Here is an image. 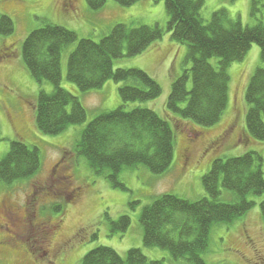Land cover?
Masks as SVG:
<instances>
[{
	"label": "trees",
	"instance_id": "obj_1",
	"mask_svg": "<svg viewBox=\"0 0 264 264\" xmlns=\"http://www.w3.org/2000/svg\"><path fill=\"white\" fill-rule=\"evenodd\" d=\"M86 1L96 11L109 0ZM115 1L128 7L141 0ZM164 1L168 15L165 28L158 22L118 23L95 41L79 39L75 31L44 21L26 36L22 45V58L32 77L39 83L47 80L53 85L51 92L40 90L35 105L36 127L46 135L61 134L69 126L87 121V110L79 97L61 86L62 52L69 45L77 44L68 58L67 78L80 91L99 90L109 80L122 83L121 104L114 110L101 111L91 120L75 146L76 153L113 188L127 190L120 174L128 167L144 165L154 174L166 173L173 163L176 137L168 118L200 127L215 125L229 104L231 64L243 61L253 44L260 47L264 62L263 21L244 25L241 18H232L227 8H220L205 22L202 11L206 0ZM250 8L251 17L258 20L264 0H251ZM14 31L13 19L0 14V38ZM166 32L171 33L173 41L187 46L186 62L192 64L172 84L166 103L169 117L141 105L162 95V87L154 77L140 68H114L115 60L143 53ZM212 58L219 59L218 67L211 64ZM245 97L249 105L247 132L252 138L264 141V67L255 70ZM262 163L263 156L258 151L219 158L202 178L206 195L200 199L191 200L169 192L156 195L139 218L144 245L168 250L173 264H211L205 256L211 252L212 228L242 218L257 203L255 198L264 194ZM41 167L40 148L14 140L0 160V185L32 179ZM224 191L232 197H223ZM61 205L52 209L60 212ZM108 210L103 217L110 232L127 231L131 217L124 214L115 220ZM260 213L264 218V199L260 201ZM79 264L167 263L166 259H150L141 248H130L124 257L115 249L100 245L89 251Z\"/></svg>",
	"mask_w": 264,
	"mask_h": 264
},
{
	"label": "rangeland",
	"instance_id": "obj_2",
	"mask_svg": "<svg viewBox=\"0 0 264 264\" xmlns=\"http://www.w3.org/2000/svg\"><path fill=\"white\" fill-rule=\"evenodd\" d=\"M220 8H227L231 17L241 18L244 25L264 22V8L256 20L251 17V8L246 9L243 0L237 3L206 0L202 11L205 22ZM247 13L248 19H245ZM0 14L10 16L15 23L13 34L0 38V160L9 152L14 140L37 145L42 155L41 170L34 178L0 185V211L9 218L14 217L12 209L21 215L20 220L14 219L16 227H8L0 213V248L6 246L5 251H0V264H79L89 251L100 245L111 247L124 257L130 248H141L150 259H166L167 264H173L168 250L144 245L139 219L143 208L156 195L164 192L191 200L205 196L202 178L211 169L213 161L219 158L258 151L263 156L264 172V141L249 136L246 126L249 108L245 97L247 86L255 70L264 67L257 44L252 45L243 61L235 62L228 68L231 78L229 104L221 120L201 129L190 122L168 118L176 136L171 168L159 175L144 165L125 168L120 174V180L127 187L123 190L111 187L75 151L86 125L101 111L114 110L121 104L119 88L122 83L109 80L99 90L80 91L67 78L68 58L77 44L69 45L62 52L61 86L79 97L87 110V121L71 125L61 134L46 135L36 127L35 105L40 90L51 92L53 85L47 80L39 83L32 77L22 58V45L26 36L44 21L75 31L79 39L95 41H99L118 23L135 22L138 25L158 22L165 28L168 22L165 1L141 0L125 7L109 0L103 8L94 11L88 7L86 0H0ZM168 34L171 37V33L166 32L162 39L151 44L143 53L114 61L115 69L140 68L159 82L162 95L141 105L154 108L163 117L170 116L166 103L173 82L192 66L186 62L187 46L179 44L181 48L173 47L176 42L172 41V37L164 47L155 46L164 43ZM210 62L215 67L219 66L218 58H212ZM191 86L189 81V88ZM213 141V146L209 148ZM57 174L68 175L73 188H82L79 195L76 192L73 201L69 200L67 192L56 193L53 178H58ZM224 196L229 198L232 194L224 191ZM255 199L257 203L245 216L232 224H217L212 228L211 252L205 256L209 263L264 264V218L260 213V201L264 199V194ZM57 204L63 206L60 212L52 209ZM107 209L115 220L121 215H129L132 220L129 229L111 233L103 217ZM25 213L27 222L22 221ZM58 218L65 220L62 239H68L78 230L83 236L80 244L64 257L66 260L63 262L52 256L39 257L43 249L39 250L40 238L36 229L41 223Z\"/></svg>",
	"mask_w": 264,
	"mask_h": 264
},
{
	"label": "flooded vegetation",
	"instance_id": "obj_3",
	"mask_svg": "<svg viewBox=\"0 0 264 264\" xmlns=\"http://www.w3.org/2000/svg\"><path fill=\"white\" fill-rule=\"evenodd\" d=\"M213 143L214 141L208 145L209 148L213 146ZM209 148L207 150H209ZM56 176H58V178L57 177L53 178V185L56 188V193L60 195L62 193L67 192L70 194L69 200L73 201L74 197L76 196V192L79 195L81 193L80 190H82V188L81 187L80 188L78 187L77 189L75 187L73 188L71 186L72 184L71 179L68 175L57 174ZM11 212L15 218L14 217L9 218L4 212L0 211L3 217L2 221H4L5 222L4 224L8 227L9 226L16 227L15 225L16 222L14 219L20 220L21 215H19L18 212L15 211L14 209H12ZM64 215H62L61 217H65ZM22 221L25 222L29 221L27 219L26 213ZM64 221L65 220L63 218H58L55 221L50 220L48 222H43L37 227L36 230L38 231V235L40 238V240L38 239V241L40 242L39 250L41 251L43 249L42 253L40 252L39 257L50 258L52 256L54 259L63 262L64 259L66 260V258L64 257L71 250H73V248H75L77 245L80 244V242L83 239V236L82 233L79 232V230L68 239H62L61 236L63 232ZM33 227H35V224H33ZM44 228H46V230H44ZM5 248L6 246H2L0 248V251H5Z\"/></svg>",
	"mask_w": 264,
	"mask_h": 264
},
{
	"label": "crops",
	"instance_id": "obj_4",
	"mask_svg": "<svg viewBox=\"0 0 264 264\" xmlns=\"http://www.w3.org/2000/svg\"><path fill=\"white\" fill-rule=\"evenodd\" d=\"M243 2L245 3V5H246V9H248L249 10V8H250V6H251V0H243ZM237 3V2H236ZM245 19H248V13L246 14V16L244 17ZM242 20V19H241ZM171 40V37H170V34H168L167 36H166V39H165V42L164 43H158V44H155V46H157L158 48L159 47H161V46H163L164 47V44L167 42V43H169V41ZM173 41V40H172ZM170 46V45H169ZM173 47H175V48H181V47H179V44H177V43H174V46ZM255 52H257L258 53V50H256L255 49ZM154 53V52H153ZM157 53L155 52V54H154V56H155V58H157ZM246 58V57H245Z\"/></svg>",
	"mask_w": 264,
	"mask_h": 264
},
{
	"label": "bare ground",
	"instance_id": "obj_5",
	"mask_svg": "<svg viewBox=\"0 0 264 264\" xmlns=\"http://www.w3.org/2000/svg\"><path fill=\"white\" fill-rule=\"evenodd\" d=\"M197 126V125H196ZM198 127H200V126H198ZM201 129L203 128V127H200ZM50 197V196H49Z\"/></svg>",
	"mask_w": 264,
	"mask_h": 264
}]
</instances>
